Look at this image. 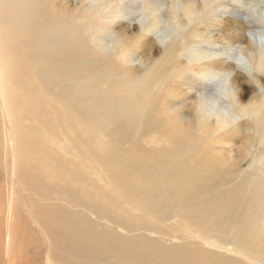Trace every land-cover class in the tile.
I'll use <instances>...</instances> for the list:
<instances>
[{
  "label": "bare ground",
  "instance_id": "obj_1",
  "mask_svg": "<svg viewBox=\"0 0 264 264\" xmlns=\"http://www.w3.org/2000/svg\"><path fill=\"white\" fill-rule=\"evenodd\" d=\"M256 2L0 0V264H264Z\"/></svg>",
  "mask_w": 264,
  "mask_h": 264
},
{
  "label": "clouds",
  "instance_id": "obj_2",
  "mask_svg": "<svg viewBox=\"0 0 264 264\" xmlns=\"http://www.w3.org/2000/svg\"><path fill=\"white\" fill-rule=\"evenodd\" d=\"M245 10L247 12L246 22L249 24H256L259 28L254 32L250 31L247 33L249 38L248 46H236L235 48H232L227 55L230 57V60L234 61L236 65L244 70L247 75H249L248 70L252 71L253 76L254 74H264V70L259 72L255 71V69L260 67V65L264 64V0H258V2L250 5ZM154 11H156L155 7L148 12H145L142 8L140 14L151 16ZM171 20L178 34L181 29L186 27L185 21L180 19L179 14L171 16ZM124 60L128 64L129 53L125 54ZM203 63H205V60L203 59L197 63L189 58L186 66L196 68ZM236 103L239 104L238 97H236ZM243 119L244 117H241L236 120V125L238 122L243 121ZM256 163H258V161H253V164Z\"/></svg>",
  "mask_w": 264,
  "mask_h": 264
}]
</instances>
